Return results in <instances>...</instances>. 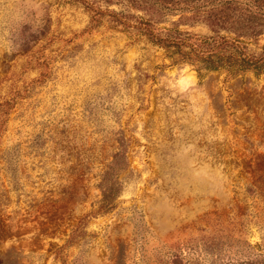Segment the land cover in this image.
I'll return each mask as SVG.
<instances>
[{"label":"rangeland","instance_id":"rangeland-1","mask_svg":"<svg viewBox=\"0 0 264 264\" xmlns=\"http://www.w3.org/2000/svg\"><path fill=\"white\" fill-rule=\"evenodd\" d=\"M89 1L159 29L242 34L195 8ZM239 2L257 30L243 45L259 54L264 0ZM174 254L173 264H264V72L228 79L173 63L106 15L93 24L82 1L0 0V264Z\"/></svg>","mask_w":264,"mask_h":264},{"label":"trees","instance_id":"trees-1","mask_svg":"<svg viewBox=\"0 0 264 264\" xmlns=\"http://www.w3.org/2000/svg\"><path fill=\"white\" fill-rule=\"evenodd\" d=\"M85 3L91 11V22L98 24L103 16H108L113 27L121 26L129 30L135 38L143 36L153 45L163 49L164 54L173 63L187 62L195 65L196 70L223 71L226 78L231 79L246 71H253L255 74L264 72V46L259 54H249L245 50L241 37L245 33L255 34L257 32L249 21L255 17L251 5L243 6L239 0H211L204 9H198L191 4L195 0H128L131 6L141 5V2L149 3L148 9L153 13H162L163 10H181L185 8L196 9L193 16H205L212 25H218L223 18L231 19L235 26L234 37L215 33L208 36H198L188 31L181 30L178 25L155 28L154 23L140 15L130 12L116 11L109 8H102L89 0H77ZM190 12V10L188 11ZM187 12V13H188ZM187 15V14H184ZM227 21V20H226ZM114 190L105 191L99 209L110 207V196ZM111 194V195H110ZM179 258L174 254L172 260L167 264L175 263Z\"/></svg>","mask_w":264,"mask_h":264}]
</instances>
